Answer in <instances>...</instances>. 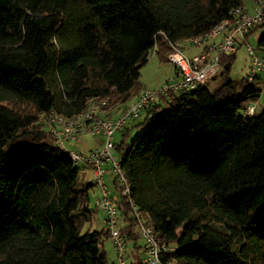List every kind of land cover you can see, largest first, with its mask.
I'll list each match as a JSON object with an SVG mask.
<instances>
[{
	"label": "trees",
	"instance_id": "16d2710c",
	"mask_svg": "<svg viewBox=\"0 0 264 264\" xmlns=\"http://www.w3.org/2000/svg\"><path fill=\"white\" fill-rule=\"evenodd\" d=\"M244 2L0 0V264H107L110 231L93 228L90 207L96 183L56 144L51 112L71 117L90 101L116 117L143 89L150 55L168 61L171 44L206 34ZM258 29L264 54V21L239 43ZM235 58L220 53L215 74L167 91L115 142L129 197L174 247L175 264H264V103L246 111L264 81L232 78ZM113 188L119 233L137 262L146 243Z\"/></svg>",
	"mask_w": 264,
	"mask_h": 264
},
{
	"label": "built area",
	"instance_id": "2783aa9c",
	"mask_svg": "<svg viewBox=\"0 0 264 264\" xmlns=\"http://www.w3.org/2000/svg\"><path fill=\"white\" fill-rule=\"evenodd\" d=\"M264 21V0H251V5L246 4L229 10L228 15L222 19L209 32L198 37L190 38L179 43L171 44L167 55L168 61L175 68V76L169 77L157 90L143 88L138 96L126 104L116 117H103L99 105L90 101L88 108L79 114L65 117L51 112L48 130L53 135L56 144L69 151L75 163H85L93 172L95 183L100 188L99 197L95 199V206L101 210L105 217L103 223L110 231V240L116 249V264H175L169 257L174 247L162 244L158 241L150 222L138 210L129 197V184L121 162L124 155L119 153L115 146V135H123L126 125L151 104L160 100L167 91L174 93L184 92L203 83L210 75L218 70V57L220 53H234L239 49V39L250 32V29ZM191 46H200L201 50L189 56L186 51ZM247 53L250 58V70L248 80L257 76V72L264 73V54H257L247 45ZM154 51V49H153ZM248 114L255 111L250 105L246 108ZM83 136L97 138L98 145L86 153L69 149L68 145ZM112 176V185L129 201L132 214L136 220V230L146 243L145 250L138 255V261L125 258V244L118 229L120 209L111 196V191L103 182L105 174Z\"/></svg>",
	"mask_w": 264,
	"mask_h": 264
},
{
	"label": "rangeland",
	"instance_id": "374dc122",
	"mask_svg": "<svg viewBox=\"0 0 264 264\" xmlns=\"http://www.w3.org/2000/svg\"><path fill=\"white\" fill-rule=\"evenodd\" d=\"M244 4H246L247 6H250L251 2L249 0H245ZM262 33H263V30L258 29L249 36L246 44L240 45L239 43L240 46H239V49L236 51V58H235V61L230 71V76L232 78L241 77L249 73V70H250L249 66L251 65V63H250L249 55L246 50L247 45H250L257 54L263 53V51L256 49L258 39ZM201 48L202 47L200 46H191L190 50L186 51V54L189 56H192L193 54L198 53L199 50H201ZM140 72H141L140 83L142 84L143 88H147L150 90L159 89L169 77L175 76L174 66L169 61H160L157 55L155 54L150 55L149 60L141 68ZM257 76L260 78V80L264 81L263 72H257ZM263 103H264V90L262 92L260 100L256 104H253V106L255 107L256 113H259L261 111ZM144 114H145V111H143L140 114L141 119L143 118ZM137 132L138 130L136 128H133L130 131L128 140H130L133 136H135ZM114 138L116 141L120 140V137L118 134H116ZM97 145H98L97 138L91 137V136H83L77 141H75L73 144L68 145V146H69V149H73L81 153H86L88 152L89 149L96 148ZM78 166L81 168L80 174L84 181H86L87 183L95 182L93 172L91 171L89 167H86L85 163L81 162L78 164ZM111 180H112L111 172L104 175L103 182L108 186L109 190L112 191L111 196L117 197V194L113 188ZM99 194H100V188L97 184H95L93 186V189L90 191V207L91 208H95V199L96 197H99ZM101 215H102V211L97 209L94 215V218H93V228L94 229H97L96 223H95L97 220V216L101 217ZM143 242H144L143 238L138 240V243L140 245H142ZM105 250L107 253V264H116L117 262L116 253L117 252L111 240H108L105 242ZM128 250L129 248L125 247L124 255L127 260L130 259V257H128V253H129Z\"/></svg>",
	"mask_w": 264,
	"mask_h": 264
},
{
	"label": "crops",
	"instance_id": "0c3cea01",
	"mask_svg": "<svg viewBox=\"0 0 264 264\" xmlns=\"http://www.w3.org/2000/svg\"><path fill=\"white\" fill-rule=\"evenodd\" d=\"M200 51V50H199ZM111 194H112V191H111ZM104 217H105V214L102 212V215H101V217H99V216H97V220H96V227H97V229H95V230H99V229H101L102 228V226L104 225V223H103V219H104ZM128 248H129V250H128V252L130 253V251H131V247H130V245L129 246H127ZM127 252V253H128Z\"/></svg>",
	"mask_w": 264,
	"mask_h": 264
}]
</instances>
